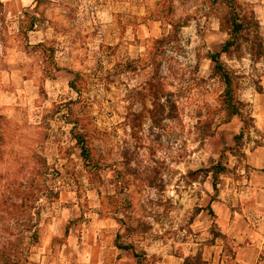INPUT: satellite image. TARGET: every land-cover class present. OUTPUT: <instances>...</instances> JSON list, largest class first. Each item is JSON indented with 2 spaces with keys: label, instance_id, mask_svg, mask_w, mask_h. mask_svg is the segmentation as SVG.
Returning a JSON list of instances; mask_svg holds the SVG:
<instances>
[{
  "label": "clouds",
  "instance_id": "clouds-1",
  "mask_svg": "<svg viewBox=\"0 0 264 264\" xmlns=\"http://www.w3.org/2000/svg\"><path fill=\"white\" fill-rule=\"evenodd\" d=\"M0 264H264V0H0Z\"/></svg>",
  "mask_w": 264,
  "mask_h": 264
}]
</instances>
